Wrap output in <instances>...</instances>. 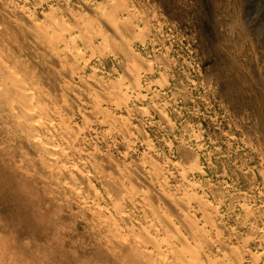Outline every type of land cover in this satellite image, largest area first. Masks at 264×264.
Returning a JSON list of instances; mask_svg holds the SVG:
<instances>
[{
    "label": "rangeland",
    "instance_id": "1",
    "mask_svg": "<svg viewBox=\"0 0 264 264\" xmlns=\"http://www.w3.org/2000/svg\"><path fill=\"white\" fill-rule=\"evenodd\" d=\"M1 61L0 264H264V0H0Z\"/></svg>",
    "mask_w": 264,
    "mask_h": 264
},
{
    "label": "bare ground",
    "instance_id": "2",
    "mask_svg": "<svg viewBox=\"0 0 264 264\" xmlns=\"http://www.w3.org/2000/svg\"><path fill=\"white\" fill-rule=\"evenodd\" d=\"M140 43L141 44H145L146 42H145V40L144 39H141V41H140ZM2 62V61H1ZM7 62V61H6ZM2 64H4L3 62L2 63H0V75L1 76H5V77H7V80L9 81V83H10V86L7 88V91H6V96H5V99H8L7 100V102L9 101L10 102V104H11V106L12 105H15V103H18V104H21V105H24V109L22 110V115H23V117L25 118V119H27V121H28V124H27V127L30 129V131L31 132H34V131H36L37 129V127H44L45 125H48V126H51L52 125V123H51V121L49 120V119H47L48 120V122H45V121H43L42 120V117H43V114H44V112L42 111V109H41V107L39 106V105H35V106H33L32 105V102H31V100L29 101L28 99L30 98V96H31V92L30 91H26L25 89H22V90H19L18 92H16L15 93V95H14V91H15V89H14V86H13V84H12V82H11V78H9V75L10 74H8V73H5V71H3V68L4 67H6V66H4V65H2ZM6 64V63H5ZM8 67V66H7ZM9 68V67H8ZM8 71H9V69H8ZM140 86V88L142 87L141 85H139ZM17 97H18V100H17ZM11 109H12V107H10ZM36 118V119H35ZM38 118V119H37ZM198 136V135H197ZM197 136H195V137H197ZM199 137V136H198ZM47 140V139H46ZM45 146L46 147H48L49 149H51L53 152H56L55 150H57V147L56 146H47V143H45ZM45 147V148H46ZM54 158H56V157H54ZM193 171H196V172H199V173H201V169H200V166L197 164V163H192L187 169L186 168H183L182 169V171H181V173H180V175H181V177H186V175L189 173V172H193ZM194 185V183L193 182H189V187L191 186V185ZM193 193V192H192ZM191 193V194H192ZM186 194H188V193H186ZM244 206V205H243ZM243 208V207H242ZM246 208V207H245ZM264 234V233H263ZM168 239V238H167ZM166 238H162V240H158V241H155V243H156V246L158 245H161V242H164L165 244H167L168 245V247L170 248L169 249V252L170 251H172V249H173V246L169 243V241L167 240ZM154 243V244H155ZM154 246V245H153ZM157 246V247H158ZM155 247V246H154ZM1 249H2V252H1ZM6 248L5 247H2L1 245H0V253H1V255L3 254V252L5 251V253H6V250H5ZM159 251V250H158ZM157 251V252H158ZM158 253H160V255H162V256H164L165 254L163 253V251L161 250L160 252H158ZM263 253V252H262ZM4 255V254H3ZM262 256V255H261ZM239 259V258H238ZM256 260L258 259V257L257 258H255ZM256 263V262H255ZM227 264H232L231 262H228Z\"/></svg>",
    "mask_w": 264,
    "mask_h": 264
}]
</instances>
